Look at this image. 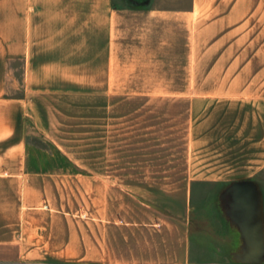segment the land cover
I'll return each mask as SVG.
<instances>
[{
	"label": "crops",
	"instance_id": "1",
	"mask_svg": "<svg viewBox=\"0 0 264 264\" xmlns=\"http://www.w3.org/2000/svg\"><path fill=\"white\" fill-rule=\"evenodd\" d=\"M5 26L0 264H264V0H7ZM47 90L134 106L135 159L87 162V228Z\"/></svg>",
	"mask_w": 264,
	"mask_h": 264
},
{
	"label": "rangeland",
	"instance_id": "2",
	"mask_svg": "<svg viewBox=\"0 0 264 264\" xmlns=\"http://www.w3.org/2000/svg\"><path fill=\"white\" fill-rule=\"evenodd\" d=\"M6 1L0 0V32L6 29ZM87 92V90H47L44 105L47 116L45 142L48 160L74 162V165L64 168V171L78 173L77 177L73 176L74 179L78 178L79 184L78 208L72 211L63 210L62 213L63 226L70 228H87L85 200L82 199V192L85 193L87 162L135 159L133 152L120 151L118 131V114L133 113L134 106L90 104L91 99ZM93 100L102 102V99H97V95ZM104 109L111 115L105 122L107 126L105 138L102 121ZM93 116L95 120H92ZM97 224H119V221L117 218L95 220V226Z\"/></svg>",
	"mask_w": 264,
	"mask_h": 264
}]
</instances>
